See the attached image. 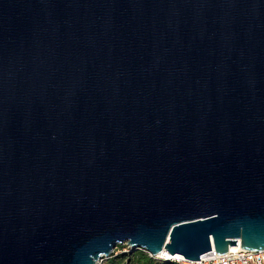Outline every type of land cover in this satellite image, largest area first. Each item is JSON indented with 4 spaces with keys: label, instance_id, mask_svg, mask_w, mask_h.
<instances>
[{
    "label": "water",
    "instance_id": "obj_1",
    "mask_svg": "<svg viewBox=\"0 0 264 264\" xmlns=\"http://www.w3.org/2000/svg\"><path fill=\"white\" fill-rule=\"evenodd\" d=\"M123 244L264 250V0H0V264Z\"/></svg>",
    "mask_w": 264,
    "mask_h": 264
},
{
    "label": "built area",
    "instance_id": "obj_2",
    "mask_svg": "<svg viewBox=\"0 0 264 264\" xmlns=\"http://www.w3.org/2000/svg\"><path fill=\"white\" fill-rule=\"evenodd\" d=\"M140 250L151 256V254H149L147 251L143 249ZM106 258L108 257L103 259ZM103 259L99 260L96 264H101ZM170 260L181 264H264V250L248 251L237 248L228 249V251L224 254H217L213 249H211L209 252L203 254L197 261H188L183 259L181 256H174Z\"/></svg>",
    "mask_w": 264,
    "mask_h": 264
},
{
    "label": "trees",
    "instance_id": "obj_3",
    "mask_svg": "<svg viewBox=\"0 0 264 264\" xmlns=\"http://www.w3.org/2000/svg\"><path fill=\"white\" fill-rule=\"evenodd\" d=\"M115 249L119 250H114L101 264H181L172 260H157L140 249L131 250L125 244L117 245Z\"/></svg>",
    "mask_w": 264,
    "mask_h": 264
},
{
    "label": "bare ground",
    "instance_id": "obj_4",
    "mask_svg": "<svg viewBox=\"0 0 264 264\" xmlns=\"http://www.w3.org/2000/svg\"><path fill=\"white\" fill-rule=\"evenodd\" d=\"M237 248H240L239 245H236V246H230V247H229V249H237ZM160 256H162V257H167V258H168V255H164L163 253H161Z\"/></svg>",
    "mask_w": 264,
    "mask_h": 264
},
{
    "label": "rangeland",
    "instance_id": "obj_5",
    "mask_svg": "<svg viewBox=\"0 0 264 264\" xmlns=\"http://www.w3.org/2000/svg\"><path fill=\"white\" fill-rule=\"evenodd\" d=\"M114 250H116V251H118L119 249H114ZM157 260H161V259H159V258H156Z\"/></svg>",
    "mask_w": 264,
    "mask_h": 264
}]
</instances>
